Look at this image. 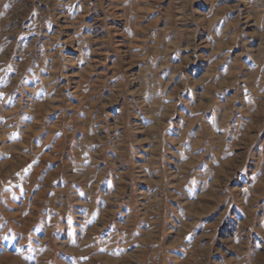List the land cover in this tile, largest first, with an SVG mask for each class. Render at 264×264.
Listing matches in <instances>:
<instances>
[{"label":"rangeland","instance_id":"1","mask_svg":"<svg viewBox=\"0 0 264 264\" xmlns=\"http://www.w3.org/2000/svg\"><path fill=\"white\" fill-rule=\"evenodd\" d=\"M226 23L217 96L234 100L178 172L182 87L203 86ZM172 33L194 55L171 80ZM190 180L225 202L191 203ZM207 262L264 264V0H0V264Z\"/></svg>","mask_w":264,"mask_h":264},{"label":"crops","instance_id":"2","mask_svg":"<svg viewBox=\"0 0 264 264\" xmlns=\"http://www.w3.org/2000/svg\"><path fill=\"white\" fill-rule=\"evenodd\" d=\"M166 31H168V30H166ZM217 31H218L217 34H215L217 36V38H212L213 45H214L213 49H211L210 51L209 50L205 51V53L207 52V54H205V56H207L208 61H210L209 67L204 69V70L197 71L196 72L197 74L192 76L193 77L192 79L194 81V77H195V79H197L196 76L198 75V77H199V75H200V79H201L203 86L197 85L198 87H200V88H198L195 86V83L186 82V84H184V86L182 87V88L185 87L183 89V91L186 90V92L189 93V96H187L185 101H184L185 119L183 120V126L181 128V132L180 133L176 132L175 135L170 136V139H169V144H171V146H173V144L171 143L172 140L177 141V143L181 141L180 143H178L179 147L174 149L172 151L173 153H169L170 156L173 159H175L177 162L176 165H174V169H175V171L177 170L178 172L189 173L193 167L195 168L197 165H199L202 162L203 155H201V154H205L206 150H204V149L199 150V148H201V146H203V142L205 140L203 137V132L207 128L205 126L206 122L203 119L205 111L207 109L213 111L215 109L220 110V108H224V111L222 112V114L225 115L226 114L225 109H227L228 105L229 104L231 105L232 100H234L232 95H229L228 97H226V95H224L223 92H222V96H217V94L219 92L223 91V89L225 87L223 85L222 86L219 85L217 83V80H218L219 76H221V72H222V71H218V68H219L218 66H219L221 61L225 60V57L222 55L226 51V48H228L227 46L231 43L233 44L234 38L236 35V31H235L232 23H226V25L223 27V31L222 30H217ZM169 33H170V31H168V33L166 35H168ZM172 34L173 35L171 37H173V38L171 39L170 44L167 45L166 51H170L172 48H175V50L172 49L170 51L171 53L168 52L166 55H169V56L165 60L155 61L157 63H161V66H163L160 68V70H157V71H159V72L163 71L164 73L167 71L165 76L169 75L170 77H172L171 80L173 78L174 79L179 78V74H181V76H184L180 65L183 64L182 62L184 59L186 61H188V59H187L188 56H189V59H192L191 55L193 54L192 53L193 50L191 48L188 49V47L186 46L188 44V40H185V39L182 40V37L180 36V34H178L179 36L175 35L174 33H172ZM171 45H173V46H171ZM178 53H183V56L182 55L180 56ZM180 61H181V63L178 66V63ZM184 64L187 65V62H185ZM149 69H150V67H149ZM185 70L190 71L189 73H193L196 70V68L194 67V64L192 63L190 69L189 70L185 69ZM225 71H226V69H225ZM225 71H223V74ZM230 71H232V70L230 69ZM156 73H158V72H156ZM229 74H231V73L229 72ZM197 82H199V81L197 80ZM155 86H153V88L157 92V95H158L159 86H161L160 81L156 82ZM195 87L199 90L198 95H195L196 93L194 91L197 90ZM175 94H177V93H175ZM157 98H158V96L153 98V101H154L153 104L157 105V108H160L159 99H157ZM171 98H173V97L171 96ZM176 99H177V96H176ZM198 99H202L203 101L201 102V100H198ZM205 99H206V101H205ZM147 101L148 100H146V102ZM179 101H180V99L175 101L173 104L178 106ZM172 102L173 101L171 99L169 101V103L172 104ZM157 113L160 115V111H157ZM215 114H213V116ZM162 115L165 116L164 114H162ZM159 118H161V117H159ZM215 120H214V122H216ZM152 122H154V121H152ZM176 135L179 138H177ZM181 143H187V144L185 145V147H181V145H180ZM177 152H179V154ZM195 153H196V155H195ZM197 154H199V155H197ZM219 172H221V171H219ZM201 181L205 182L207 180L205 179L204 181L203 180H201ZM181 186L184 189H188V190H190L194 186L198 187V192H195L193 194V196H190L191 197V199H190L191 203H193L195 201L198 202L199 200H206L207 193L204 192L203 189L206 187L209 189L213 187L212 185H205V187H201V190H200L199 189L200 186L198 184V181H196V180L185 181L183 184H181ZM209 194H210V196L207 199L209 201H211L212 204L216 203L218 205H221L226 200V195H224L220 199L219 197H215L212 192H209L208 195ZM234 203L238 204L237 201H235ZM216 208H217V206H216ZM233 208H234V211L237 210L239 212V210H240L239 207H238L239 210L237 209V205H235ZM207 216L210 217V219H208L209 221L211 219H213L210 214H208ZM204 217L206 218V215H199V217H197L199 220L197 219L194 222V224L192 225V228H195V229L198 228V223H200L199 221L203 222L205 219ZM226 219H227V215L224 214L222 219H221V221H223L222 225H220L221 228L224 227V222ZM196 232H199V230L195 231V233ZM253 232L257 233V235L260 237L257 230L253 229V230H251L250 233H253ZM193 236L195 237V235L192 234V237ZM220 256H221V254H219V253L213 254V252L211 255L212 258H214V257L219 258ZM206 264H208V262ZM221 264H224V263H221Z\"/></svg>","mask_w":264,"mask_h":264}]
</instances>
